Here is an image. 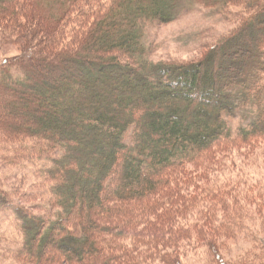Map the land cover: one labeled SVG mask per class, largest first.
Here are the masks:
<instances>
[{
    "label": "trees",
    "instance_id": "trees-1",
    "mask_svg": "<svg viewBox=\"0 0 264 264\" xmlns=\"http://www.w3.org/2000/svg\"><path fill=\"white\" fill-rule=\"evenodd\" d=\"M193 4L234 14V28L197 61L152 59L143 44L147 26L175 21ZM263 23L264 0H0V46H20L19 55L0 60V158L23 173L18 182L32 188L23 196L40 197L43 211L20 207L15 187H0V209L14 212L22 237L21 245L0 249V259L181 264L178 245L203 242L210 255L205 264H263V246L232 262L222 254V241L246 240V223L255 220L264 231V192L243 186L244 201L228 203L231 190L214 185L203 195L205 205L198 191L223 161L235 166L231 149H264V32L254 36ZM61 63L60 81L38 89L26 82L47 78ZM77 65L85 79L101 80L87 97L74 94L89 83L66 74ZM7 83L17 87L10 91ZM104 89L122 91L116 108ZM45 97L59 99V117L37 108L11 120L21 104ZM239 112L250 120L232 128L229 121ZM28 117L50 125L48 132ZM83 133L81 147H72ZM83 165L91 167L90 178L75 176ZM247 206H256L259 218L244 211Z\"/></svg>",
    "mask_w": 264,
    "mask_h": 264
},
{
    "label": "rangeland",
    "instance_id": "rangeland-1",
    "mask_svg": "<svg viewBox=\"0 0 264 264\" xmlns=\"http://www.w3.org/2000/svg\"><path fill=\"white\" fill-rule=\"evenodd\" d=\"M233 17L234 14L233 16L230 13L222 14L216 11L214 8L205 7L203 4H193L192 6H190V8H188L187 6V10L185 12H182L175 21L169 22L167 24L148 25L146 34L143 38V44L144 46H146L150 57L155 61L174 60L178 61L179 63L194 62L204 55L205 48L207 46H209L214 41H216V39L220 38L222 35L228 33L234 28L236 22L235 18ZM262 32H264V23L262 24V30L257 29L254 31L255 38L258 39L259 37H261ZM19 47V44L16 42H12L6 44L5 46H2L0 48V60L3 58L19 55ZM78 66L79 65H77L76 67L77 71L66 70V74L69 78H75L79 80L85 79V75H83L84 72L81 71L80 68L78 69ZM50 68L51 74L47 75V78L42 79L41 77H39L37 81L30 80L26 82L32 84L33 88L38 89L42 85L48 86V83L50 82L56 83L60 81L63 64L61 63L58 66ZM124 78L127 77L124 76ZM85 80L90 85H84L82 89L77 90L75 94L70 92V96L72 94H81L87 97L89 94L87 91H89L94 86V84L101 82L100 79H98L96 83L87 79ZM6 85L8 86V89L10 91H13V89L15 90V88L17 87L16 85H11L10 83H7ZM30 92L31 98H35L37 94L36 90L32 89L31 91H29V93ZM120 93L122 94V91L112 93L105 89L103 92L104 98H106V100L108 98L109 102L111 100L114 108H116V102H118L122 98V95ZM46 98L47 97L40 99L39 103L32 104V101L29 102L31 103L29 104L30 107L24 106V103H20L22 105L19 108L20 111L17 110L16 115H14V118L12 117L13 119L11 118V120L16 121L17 115L25 119V117H27L26 115H29L30 113L32 114V111L35 112V109L37 108L41 109L42 113H44L45 115L49 116L50 114L54 113L59 117V99L55 98L49 100ZM68 102L70 104V100ZM195 102L201 103L203 101L198 99ZM242 113L243 112H239L235 119L229 121V125L232 128H235L237 126H245L249 122L250 118H243ZM183 117L186 121H188V116L184 115ZM28 118L30 125H32L33 123H39V125H42L41 128H43H40V130H42V132H48L47 129H49L50 125L44 127V123L39 122L36 117L34 118V120H32V118L30 117ZM63 120L64 121H61L59 119L58 121L56 119L55 122L57 121L58 123H60L59 126L67 124L69 127H72L69 121H67L66 119ZM77 124L78 120L73 122V125ZM52 126L55 127V125ZM72 135L75 134L72 132ZM83 137L84 133L78 137L79 141H71V146L81 147V140L83 139ZM259 146L264 148V141L259 144ZM237 150L239 151V154L236 153ZM231 151L236 161L235 166H231L230 163L223 161L224 164L222 163L219 168H215L211 175L209 174L208 183H206L205 181L199 183V187L201 189L198 191L202 190V194L200 195L201 199L204 198V194V196H206L212 190V187H214V185H226L225 189L228 188V190H231L227 192L229 193L228 198H226V201L228 203L232 201L233 198L237 197H239L241 201H244L242 199V190L245 191L246 188H244L243 186H252L253 194L258 195L259 192H264V160L260 158V155L264 152V149L260 150L259 147H256L250 152H246L245 146H241L235 149H231ZM84 168L85 171L82 173H78L77 170H73V172L76 174L75 176L87 178L88 174L91 173V167L87 165L84 166ZM60 172L61 173L58 177V180L64 182L65 176L62 175V171ZM21 174L23 173L21 171H18V169L16 168L13 169L11 167H6L0 158V187H3L2 189L5 190H9L15 187L16 194L14 195V198L19 201L20 207H22L23 205L32 206V211L41 214L43 211H41V208L39 207V202L41 201L40 197H27V195L23 196V193L29 192V190H31L32 188L29 185L18 182L21 179ZM27 182H31V179H27ZM18 184H22V191L18 189ZM232 188H235V193L232 192ZM184 191L188 193L191 192L192 189H186ZM20 192L22 193V195H19ZM201 202L202 204L206 205V199H202ZM213 210H216L217 218H220L222 216L220 207H217L215 209L213 208ZM244 211H248L249 215L252 216L253 219L259 218V215H261L257 211L256 206H247ZM262 213H264V211H262ZM17 225L18 221L16 216L14 215V212L9 209H0V249L14 248V246H19L22 244L21 233L19 231V226L17 227ZM246 225H248V227H251L250 229H248L249 231L246 230V240H244L243 237H239L236 239H227L222 241V244L225 245V250L222 251V254L226 259L232 262H234V259H236L237 256L244 253L246 250L251 249L252 247H256V249H254L256 254L260 253L259 248L261 246L264 247V231L261 230L259 222L255 220L250 223L247 222ZM54 238L55 240H58V233L54 234ZM191 240L195 241L194 239ZM40 244V241L37 242L36 248H38ZM184 245L185 243H181L180 245H178L177 249L180 253L178 254V256L179 262L181 264H205L207 261H209L210 255L208 254L206 248L208 245L206 243L188 242V246L183 249ZM45 254L47 257H50L52 255V251L47 249L45 251ZM262 263L264 264V262ZM0 264H14V262L9 257H7L6 260L0 259Z\"/></svg>",
    "mask_w": 264,
    "mask_h": 264
}]
</instances>
